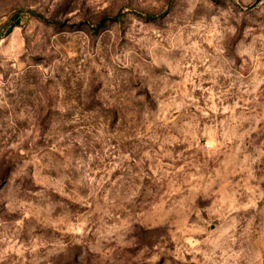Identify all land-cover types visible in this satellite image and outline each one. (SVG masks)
<instances>
[{"label":"rangeland","instance_id":"obj_1","mask_svg":"<svg viewBox=\"0 0 264 264\" xmlns=\"http://www.w3.org/2000/svg\"><path fill=\"white\" fill-rule=\"evenodd\" d=\"M231 3L264 20V0ZM159 18L121 0H0V38L30 36L45 69L13 102L14 126L0 112V264H264V49L209 35L207 64L177 56L157 76L147 57L169 61L188 19L141 22Z\"/></svg>","mask_w":264,"mask_h":264},{"label":"clouds","instance_id":"obj_2","mask_svg":"<svg viewBox=\"0 0 264 264\" xmlns=\"http://www.w3.org/2000/svg\"><path fill=\"white\" fill-rule=\"evenodd\" d=\"M87 3V0H85ZM240 0H236L239 4ZM253 0H244V5L252 3ZM54 5L62 4L63 0H52ZM98 11H103L113 4V0H94ZM135 9L136 11L145 12L147 15L159 16L156 20H142V23L158 25L161 28L170 27L175 24L178 17L184 16L188 19L183 25L177 26L178 33L177 42L172 45L170 49H166L170 60L164 62H153L151 56L147 57L152 64L153 72L157 76H172L175 65L173 62L175 57L179 56L184 61L185 68H195L194 62L200 61L207 64L211 53H206L202 45L208 43L207 37L209 35L230 42L234 50L239 49L242 44H253L254 40L261 42V48L264 49V20H261L252 13L246 11H239L231 0H146L142 4L140 0H121V6ZM243 7V5L241 6ZM131 14V13H129ZM61 15L59 7L53 14L52 18ZM47 18V17H46ZM235 23H232V20ZM111 23L103 29L100 33L92 35L90 30L81 29L82 31H89L90 43L95 42V46L100 45V38L106 32L111 30ZM210 28V31L208 29ZM260 29V31H257ZM120 45L124 46L127 43L126 32L127 26L121 28ZM50 35L58 36L59 33H52ZM211 46V45H210ZM218 54L227 51L226 48H216ZM92 54L89 53V56ZM217 59H221V55H217ZM44 55L42 51L37 49L36 41L30 36L24 35L15 42L11 37L0 38V112H7L5 117L10 126H14V104L22 92L31 90V82L29 76L36 72H44L42 61ZM215 62V61H214ZM49 63H57L59 61L49 60ZM118 67L123 71L128 68V65L123 63L118 64ZM136 75L135 88L139 90L141 95H152V74L145 71L143 68L133 69ZM210 70V69H209ZM195 72L189 73V76L195 75ZM55 75L58 77L59 72ZM109 78L113 84H116L115 73H109ZM55 83V81H51ZM115 89H112L114 91ZM105 91L103 87V78L97 81L96 92ZM63 111L61 109H58ZM107 110L118 113V105L113 100L107 106ZM123 239V238H121ZM189 253H196V248L186 249ZM161 259L158 255L153 256L152 260L157 261Z\"/></svg>","mask_w":264,"mask_h":264},{"label":"trees","instance_id":"obj_3","mask_svg":"<svg viewBox=\"0 0 264 264\" xmlns=\"http://www.w3.org/2000/svg\"><path fill=\"white\" fill-rule=\"evenodd\" d=\"M107 21H108V18L102 19L100 21V23L98 24V28H101V27L105 26ZM17 25H19V21L18 20H16V24H14V26H17Z\"/></svg>","mask_w":264,"mask_h":264}]
</instances>
